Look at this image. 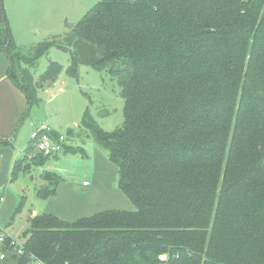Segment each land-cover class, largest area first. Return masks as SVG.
Segmentation results:
<instances>
[{
    "label": "trees",
    "instance_id": "trees-1",
    "mask_svg": "<svg viewBox=\"0 0 264 264\" xmlns=\"http://www.w3.org/2000/svg\"><path fill=\"white\" fill-rule=\"evenodd\" d=\"M51 47L69 50L67 75L86 64L117 80L122 124L105 131L85 112L66 137L107 154L135 209L29 215L18 264H264V0H99L25 51L0 0V51L29 107L63 69L49 60L34 76ZM48 157L28 144L12 180ZM40 178L42 199L62 180Z\"/></svg>",
    "mask_w": 264,
    "mask_h": 264
},
{
    "label": "crops",
    "instance_id": "crops-1",
    "mask_svg": "<svg viewBox=\"0 0 264 264\" xmlns=\"http://www.w3.org/2000/svg\"><path fill=\"white\" fill-rule=\"evenodd\" d=\"M97 1L99 0H2V5L12 42L16 48L24 49L28 42L34 44L40 38L58 34L69 25H74ZM10 67V58L0 51V229L8 234L17 214L13 218L11 215L20 195L25 193L21 192L22 183L18 181L20 174L12 180L11 171L14 162L31 143L27 141L25 121L29 104L22 89L11 80ZM67 140L70 145L75 142L81 147L84 142L73 138L71 142ZM93 151L95 163L90 181L62 178L56 192L48 198L35 201L36 207L32 210L31 206L28 214L52 213L72 221L108 209L134 210V204L118 188L117 167L94 142ZM59 154L52 157L57 158ZM35 197L33 191V199ZM1 249H4V245L0 242V251ZM11 255H7L5 251V256L0 257V264H18L19 257Z\"/></svg>",
    "mask_w": 264,
    "mask_h": 264
},
{
    "label": "rangeland",
    "instance_id": "rangeland-1",
    "mask_svg": "<svg viewBox=\"0 0 264 264\" xmlns=\"http://www.w3.org/2000/svg\"><path fill=\"white\" fill-rule=\"evenodd\" d=\"M40 39L37 41H40ZM26 45L25 48L27 49L32 43L28 42ZM25 48L22 50L25 51ZM69 59V50L56 47H51L46 54L38 59L36 68L33 71L34 76L43 72L49 60L59 62L63 69L53 84L45 85L38 89V101L29 107L25 120L27 124V141H30L33 126L41 123L49 124L51 128L64 137L67 129L80 131L81 128L78 125L85 112L105 131H111L122 124L124 100L120 94L117 80L108 73L98 71L86 64L79 66L76 77L69 76L65 72ZM15 70L17 71L16 67ZM67 145L71 146L68 142ZM77 145L79 146L80 144L74 142L72 146L76 147ZM82 147L83 154L66 151L59 154L57 158L48 157L41 165L30 166L29 163L26 164V170L22 174L19 173L18 177V181L22 183V189L17 182V185L22 190L21 192H25L23 193L25 195L24 205L15 216L16 218L12 228L9 230V234L5 232L7 237L23 242L27 227V217L30 215L28 211L31 206L33 210L36 207L35 201L41 199L38 197L33 199V191L42 183L40 178L42 171L55 172L62 178L70 180L75 178L80 181H90L94 169L95 156L93 142L89 137H84ZM5 251L7 255H13V252L8 251L4 245V249H1L0 252Z\"/></svg>",
    "mask_w": 264,
    "mask_h": 264
},
{
    "label": "built area",
    "instance_id": "built-area-1",
    "mask_svg": "<svg viewBox=\"0 0 264 264\" xmlns=\"http://www.w3.org/2000/svg\"><path fill=\"white\" fill-rule=\"evenodd\" d=\"M66 136H62L51 128V126L47 123H41L39 125H34L30 134V145L33 150L39 151L47 156L57 155L64 150V144L66 142ZM7 235L0 229V242L5 243ZM10 245L13 247L12 252L14 256H20L23 254L22 250V242L17 241L14 238L10 237ZM5 256V252L0 254V257L3 258ZM30 264H44L41 260L36 259L32 255L29 257Z\"/></svg>",
    "mask_w": 264,
    "mask_h": 264
}]
</instances>
